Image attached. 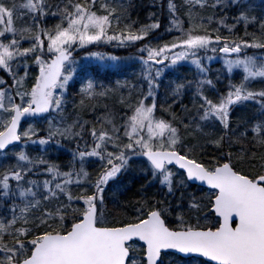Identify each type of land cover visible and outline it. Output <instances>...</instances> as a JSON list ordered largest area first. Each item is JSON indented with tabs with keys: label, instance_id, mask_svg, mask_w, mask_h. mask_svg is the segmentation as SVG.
<instances>
[{
	"label": "snow or ice",
	"instance_id": "snow-or-ice-1",
	"mask_svg": "<svg viewBox=\"0 0 264 264\" xmlns=\"http://www.w3.org/2000/svg\"><path fill=\"white\" fill-rule=\"evenodd\" d=\"M183 3L187 27L169 0L167 31L179 35L130 57L139 61L142 83L136 91L117 81V88H129L119 121L106 111L94 122L79 115L69 122L66 93L77 77L74 110L93 101L95 110L115 91L73 54L99 43L134 46L160 24L134 28L121 0H0V264H264V51L246 52L264 50V19L250 15V0ZM195 5H235L234 19L251 39L221 35L220 27L231 34L236 25L195 13ZM18 8L27 17L20 28ZM49 16L58 22L48 26ZM214 22L219 27L211 29ZM257 23L258 32L249 33ZM208 52L222 54L229 78L216 101L207 94L218 91L204 65L215 58ZM84 59L104 69L120 60L92 51ZM182 61L199 78L172 82V102L161 104V76ZM234 70L242 73L239 83L231 82ZM193 83L192 107L181 104L176 112V98ZM158 104L166 116L157 115ZM250 105L252 116L244 111ZM33 121L46 123L45 135ZM63 140L76 142L67 170L46 158L45 146ZM29 145H39L40 153L30 155ZM96 163L90 173L88 165ZM129 174L143 180L131 198L132 187L123 182ZM40 175L46 178H33Z\"/></svg>",
	"mask_w": 264,
	"mask_h": 264
},
{
	"label": "rangeland",
	"instance_id": "rangeland-1",
	"mask_svg": "<svg viewBox=\"0 0 264 264\" xmlns=\"http://www.w3.org/2000/svg\"><path fill=\"white\" fill-rule=\"evenodd\" d=\"M12 2V0H5V3L10 4ZM24 0H15V3L17 5L23 3ZM52 2H55V0H52ZM24 12L23 9H19L17 10V15L14 18V23L15 26L17 28H20L24 25L25 20L27 19L26 14L22 16V13ZM58 22V18H53L51 16L48 17L47 21L45 22L48 26H52L55 23ZM226 24L228 25H236L233 32L230 34L227 30V28H223L220 27L219 31L220 34L226 37H230L231 39H239V38H244L245 39V35L243 34V32H239L240 30L238 29V24L236 22V20L234 18H232L231 20H226L225 21ZM158 23V20L155 22ZM219 26H212L210 27L211 29H216ZM259 29H257L258 32ZM156 31V29L154 30ZM178 34H174V36H176ZM213 35H215V33H213ZM25 46H27V43H25ZM142 47V45H141ZM129 47H116L115 44H106V43H99V44H94V45H89L88 49H80L77 50L76 52H80L79 55L76 56V60L78 62H80L81 65L83 64H90V66L92 68H96L98 70V74L97 72H94L93 75L96 76V79L99 83H102L105 87L107 88H112L115 89V91L113 93L109 94V97L106 98L107 103L103 102L102 100L100 101V103L98 104V106L95 108V110H104L106 108H109L111 110L112 113L118 112L120 110V100L121 97L123 95L124 98H126L128 96V92H129V88L125 87V88H117V81H120L121 83H125L127 82V84L136 85V91H139L140 85H141V81L139 79V70H140V64L139 61L136 59H130V57H136L139 53L138 51H130L128 52L126 49H128ZM104 50H108V51H104ZM88 51H92V52H100L103 53L105 56L108 55H112V56H117L120 58L118 66L114 67V68H98V65L100 62L98 61H86L84 59V57L87 55ZM261 51L264 50H259V49H246L247 54L252 55L253 53H257L259 54ZM75 52V53H76ZM201 55L203 56L204 54L201 53ZM208 56H214L215 58L211 61L208 60H204V65L206 66V68L209 70L207 75L208 78L213 80L214 84H215V89L218 91H214V90H209L212 91L211 93H214V96L216 97V100L218 98V93H222V92H226L227 91V85L229 84V78H228V74L226 72V70L223 69V61L220 59L221 57V53L217 52V53H211L208 52L207 53ZM179 69V72H178ZM79 70V69H78ZM128 72V74H127ZM20 74H23V69H20ZM125 74H127L126 76H124ZM0 75H4L3 73H0ZM221 76V80L217 81L216 77L217 76ZM242 73L239 72V70H234V73L231 77V82L232 83H239L240 79H241ZM165 80L169 83L168 86V90L170 85L174 86L172 84V82H177L178 81H174L175 79L178 80H182V82L187 83V81H195L196 79H198V74H197V70L195 69L194 65L190 64L187 61H182L180 62L178 65H176L174 68L171 69H166L165 72L162 74L161 76V80ZM10 82V81H9ZM70 87L67 90L66 96H67V100H68V104H67V108H68V113L70 114L68 119L69 122H71V119L76 116L79 115L81 117V119L83 120H89V116L92 117L93 115V110L91 106H88L86 109H81L79 107H77L75 110L73 109V101L76 99V97L74 96V90L71 89L72 87H75V90L79 92V77L76 78V83H72L70 82ZM256 87H259V85H257ZM188 91H190L192 93V96L190 94L191 97H193V94L195 92V84L193 83V85L189 88H186ZM186 89L184 91H186ZM170 92V91H169ZM171 94V93H170ZM180 97H177V99H179ZM80 98L76 100L77 104L79 102ZM105 100V101H106ZM91 102H89L90 105ZM92 103H95L94 101ZM103 104V105H102ZM251 106L247 109H245L244 111L249 115L252 116L251 113ZM88 114V115H87ZM240 112L239 110L233 114L232 120H236V116L239 115ZM85 115H87L88 117H85ZM93 122V121H91ZM33 127L40 129V135L43 136L46 133L43 131V129H45L47 127L46 123L44 122H34L32 123ZM28 127L27 124H25L23 126V128L21 129L23 131V129H26ZM97 128L99 129V125H97ZM86 139L89 141V143H91V137L88 136L86 134ZM83 141H80L81 146L83 147ZM76 148V142L71 141V140H63L61 145L58 147L57 144L55 142H52L50 145L45 146L46 149V155L51 154V155H58V154H65L67 155V159H68V163H65V169L67 170L68 165H69V161L72 158V151ZM32 151L31 155H37L40 153V146L39 145H29L28 146V151ZM41 176V175H40ZM40 180H43L45 178L40 177L38 178ZM112 197V196H111ZM110 206H112L109 203ZM110 209V208H109Z\"/></svg>",
	"mask_w": 264,
	"mask_h": 264
},
{
	"label": "trees",
	"instance_id": "trees-1",
	"mask_svg": "<svg viewBox=\"0 0 264 264\" xmlns=\"http://www.w3.org/2000/svg\"><path fill=\"white\" fill-rule=\"evenodd\" d=\"M121 3L123 5V14L125 16L127 23L133 25L134 28L139 29L141 26L145 24L155 23L157 20H158V23L160 24V27L156 29V31L153 30L152 32H150V34L146 37L145 40L139 41L134 46H130L128 49H126L128 52L132 50L137 52L138 48L141 47V45L144 46L145 44H151L153 47L157 46L158 44L163 45V43L172 40V38L174 37V34L179 35V33L175 31L173 32L167 31V29L170 27V19H171L170 13L168 11L169 0H121ZM172 3H174L177 6L176 15L182 21L185 22L184 27H187L188 17L185 13L187 11L188 6L184 5L183 0H172ZM250 4H251L250 15L256 16L258 20L264 19V0H250ZM193 12L199 13L200 15L205 16V17L208 15H213L214 13L216 19H219L221 17H226V20H231L232 18L239 15V11L235 5L220 7L215 10L211 8H207V7L204 9H200L198 5H195L193 6ZM123 26H124V21L121 22V27ZM212 26H218V25L214 22L209 27H212ZM239 27L244 28V35H245L244 23L239 25ZM257 29H259L258 23L255 25L249 24L247 27V31L249 33L257 32ZM245 39H251V36H247V37L245 36ZM104 51H108V50H104ZM79 54L80 52H76V55H79ZM178 72H179V69H178ZM174 81H178L179 83L182 82V80H178V79H175ZM168 82L164 78V80H161V83H160V88L158 90V97H159L161 104L166 98L169 103H171L173 99L168 90V86H169ZM72 89L74 90L73 94L76 97V99L71 100V101L76 102V100L79 99L80 96L78 95V91L75 90V87H72ZM211 92L212 91L208 90L207 94L209 95V98L216 101V97L214 96V93H211ZM190 94L192 96V93L186 89L182 97H180L179 99L176 98L178 102L173 105L174 110L176 112L178 113L181 112V104L187 105L189 108L192 107L193 97H191ZM105 100L106 99H102L103 102L107 103V100L106 101ZM91 104L92 102L90 103V105ZM120 106L121 107H120L119 113L116 112V117L118 121H119L120 115H122V113L124 112V108L122 107V105ZM254 108L255 106L252 105L251 106L252 115L254 114ZM106 111H111V110L109 108H106L104 110L98 109V110L93 111L92 117H90L91 114L90 115L87 114L89 117L87 115H85V117H88L90 121L94 122L96 121L97 117L102 116ZM157 115L166 116V113L160 110V104H158ZM235 123H236V120L234 119L233 120L234 126H235ZM28 152L31 155V151H28ZM211 152H212V149H211V146H209L208 154L211 155ZM135 184L136 182L134 183V185ZM124 198L125 197L123 196L119 197L120 200H123Z\"/></svg>",
	"mask_w": 264,
	"mask_h": 264
},
{
	"label": "flooded vegetation",
	"instance_id": "flooded-vegetation-1",
	"mask_svg": "<svg viewBox=\"0 0 264 264\" xmlns=\"http://www.w3.org/2000/svg\"><path fill=\"white\" fill-rule=\"evenodd\" d=\"M90 126H91V125H90ZM85 138H86V135H85ZM46 158H47L49 161H51V162H53V163H56V164L60 165L61 168H62L63 170H66V169H65L66 167H65L64 165H65V163H68V159H67L68 157H67V155H65V154H58V155H51V154H48V155L46 156ZM98 167H99L98 163H96V164H90V165H88V171H89L90 173H93V174H94L95 171L98 170ZM40 177L46 178L44 175H41V176H35V177H33V178H34V179H38V178H40ZM47 178H50V177H47ZM133 180L136 182L135 185L130 183V182L133 181ZM123 182H124L125 185H130V186L132 187V192H129V193L126 194V195H128L129 198H131L132 195H133V192H135L136 189H138V188L140 187V184L143 183V180L141 179L140 174H135V175H133V174H129V175H127V176H125V177L123 178ZM152 191H154V189H153ZM108 196H109V199L111 200L112 193H111V192L108 193ZM118 198H119V197H118ZM110 204L112 205L111 202H110ZM108 207H109L110 209H112V208H113V205H112V206L108 205Z\"/></svg>",
	"mask_w": 264,
	"mask_h": 264
},
{
	"label": "bare ground",
	"instance_id": "bare-ground-1",
	"mask_svg": "<svg viewBox=\"0 0 264 264\" xmlns=\"http://www.w3.org/2000/svg\"><path fill=\"white\" fill-rule=\"evenodd\" d=\"M238 29L240 30L239 31L240 33L243 32V34H244V28H240L239 25H238Z\"/></svg>",
	"mask_w": 264,
	"mask_h": 264
}]
</instances>
